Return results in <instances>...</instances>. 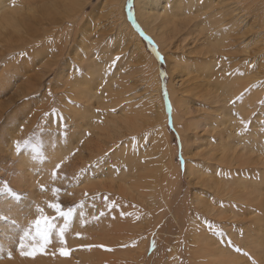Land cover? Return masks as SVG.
<instances>
[{
  "label": "rangeland",
  "instance_id": "1",
  "mask_svg": "<svg viewBox=\"0 0 264 264\" xmlns=\"http://www.w3.org/2000/svg\"><path fill=\"white\" fill-rule=\"evenodd\" d=\"M9 1L14 4L9 9L17 11L15 15L17 18L28 16L31 29L27 31V27L17 26L14 22L1 23L0 21V187L3 186L4 181H7L14 190H18L21 194L20 200H13L11 197L0 195V216L9 217L8 220L0 219V264H43V261L47 262V264H80L79 256L82 255L87 256V264H113V262L114 264H158V262H160L159 264H209L208 262H212L211 264H264V260L256 258L254 252L252 253L256 249V245H264V242H262L264 241L263 224L262 226L247 225V227L239 221L233 222L234 227L230 229L232 224L227 223L229 225L226 226V223L221 222L222 220L220 219L221 215L224 216L227 212L231 214L232 211L223 208L220 209V212L214 213L215 215L218 214L214 218L207 213H202L201 209L197 210L198 214L201 212L200 214L203 215H200L201 218L198 219L196 224H199L202 221L201 219H203L204 221L202 222L206 223L205 225L202 223L200 225L207 227L206 232L208 233H204V236H208L207 240L211 241L212 239V242L215 241L214 246L218 248L219 245L220 247L222 246L221 248L225 246L227 250L236 252L235 257L229 256L232 260L222 258V254H217L211 258L210 256L206 257L207 259L199 257L202 254L199 251L200 245L205 241L202 242L203 237L192 240L190 234L192 227L196 224L192 225L193 216L191 214L196 211L195 208L200 207L199 202H197L198 197H206L210 201V199L216 197V190L212 192V189L198 184L199 180L194 176L188 175L186 177V175L189 169L188 163L196 166L198 164L197 167L199 168L205 166L204 168L209 170L213 167L210 165L214 164H206L204 157L199 156V153L204 154L207 147V145L202 143V139L197 140V137L192 134L193 130H191V133L187 132V136H189L187 139L184 131L180 130V121L179 125L176 126L174 113H179L180 111V114L183 115L181 108L187 109L188 106H192L187 99L188 93L182 92L179 86L181 76L180 68L177 65L178 61L174 60L171 57L172 52L164 49L159 41L141 24L136 6L134 7V18L138 21L145 35L152 39L153 47L159 49L165 69L161 66V60L149 51V55H152L154 59L150 58L149 55L143 54L138 46L135 33L125 23L124 19L129 20L140 34L128 16V0L125 3L124 19L122 17L119 18L121 13L118 10L116 12L115 7L107 0ZM16 4L18 5L16 6ZM79 6L84 8L81 16L83 19L79 24H73L68 17L76 14L78 18V15L81 14V12L79 13L81 8ZM7 10L4 12L8 14ZM114 13L115 15H113ZM74 18L77 19L75 16ZM118 20L119 23L117 22ZM113 21L117 23L115 24ZM85 28H87V32ZM44 30L47 35L43 36ZM99 33H103L101 39L104 38V40L108 41L109 47H107V50L118 44L119 41L120 43L122 42L121 46L124 48L121 47V50L116 51L122 55L119 54V62H115L114 66L119 69L117 74L121 73L125 83H128V88H131L128 90L131 94V96L129 95L130 99L133 98V101L145 99L149 102L158 103L159 92L157 89L161 83L160 94L163 96L161 101L165 105L168 114L167 127L171 131H169V136L165 135L164 132H161L162 135H160L157 131L158 135L153 133V138H158V142L162 138L159 143L163 144L161 147L165 145V150H168L169 155L167 154V157H165L159 154L155 157V155L151 154L157 151V148L148 138L146 143H134L138 146L141 145L140 147L150 152L148 156L155 157L152 163L148 164V166L152 165L150 171L153 173L157 171L160 173V170L167 171L171 175L170 182L172 184L170 183L169 190H167V187L165 190L159 186L152 187L153 194L157 196L156 202L151 208L146 207L144 210H141L144 204H142L141 200L131 198L126 192L119 194L120 192L117 188V185L121 182L119 180V171L115 168L117 159L114 156L120 148L122 150L127 148L128 151L129 147H127V144L129 146L132 145L127 141L131 139L121 138V141L116 139V134L112 133L111 126L107 124L110 127L108 132L107 126L103 125L105 122L104 113L102 120L99 122V127L94 125L96 122L93 118H97L104 109L103 106L97 103L96 98L77 100L74 99L71 92H68L67 82L69 80L67 76L71 75L74 80L77 78L84 79L86 71L81 67V61L91 55L90 51L93 50L91 47L95 42H97V45L99 43L100 47L103 44L100 37L96 38L97 40L95 39ZM119 35L121 36L119 37ZM141 37L143 38V36ZM42 38H44L43 42L40 41ZM128 39L130 42H128ZM107 43L104 45H107ZM57 44H60L61 47L53 49ZM89 44L90 48H87L86 46H89ZM62 47L65 49L63 54L60 53V48ZM14 48H17V50L11 53L7 52L14 50ZM55 60L59 61L57 66H53ZM51 68L52 71L46 74L47 70ZM59 71L61 73H58ZM256 72L260 73V67L256 68ZM79 73L81 76L76 77ZM56 74H66V79L59 81ZM212 87L213 85L209 86L210 89ZM165 90L167 91V96L165 95ZM116 91H119V89ZM133 94H135L134 97H132ZM174 98L179 103L174 101ZM208 98L205 97L206 101ZM200 101L204 103L203 111L215 113L210 106L208 108L206 101ZM126 102L129 103L130 100H126ZM127 103L126 105H129ZM175 105H179V110L175 108ZM194 108L202 109L198 104H195ZM258 108H264V96L263 103ZM97 109H99V112ZM56 112L60 113L59 117ZM194 113L196 116L197 113ZM116 114H119L118 108L115 110L114 115ZM90 116H93V118H90ZM258 116L261 115L256 110L255 116L249 119L248 123L251 124L245 132L247 136H250L249 133H253L256 130L253 125L255 122L259 123V130L256 132H261L264 136V115L261 116L263 118ZM65 126L66 133L64 131ZM204 129L205 127H199L197 132L201 133ZM154 130L156 131V129ZM109 135L110 138L108 137ZM111 139L114 140L113 144ZM165 139L168 140L166 141ZM16 140L21 142L28 140L29 143L27 145L22 143V150L17 153L13 145ZM249 141L251 142L250 138ZM76 149L78 151H75ZM121 149L119 151L120 155L126 153ZM74 151L75 155H71ZM65 157L67 159H64ZM62 159L64 162L56 177L53 178L52 171ZM137 164L139 167L145 165L144 162L141 163L140 161ZM248 170L254 171L256 169L248 168ZM175 173L178 174L179 178ZM134 174L138 175L135 172ZM252 179L254 178H251L250 182H252ZM130 180L131 178H128L129 182ZM41 186H43L44 190H41ZM110 187H116L115 192L110 190ZM54 188H59L60 192L58 194L55 193L53 191ZM251 197L254 199L258 197V203H261L259 202L261 200L264 202V196L251 195ZM57 199L65 211L69 207L73 209V216L65 233L66 244L62 245L59 243L58 233L54 230L52 243L47 246L44 252H38L35 256L21 255L19 243L24 229L29 226L30 221L36 219L39 215L55 216L56 214L48 207V204L49 202H57ZM37 205L44 209L43 213L36 211ZM144 206L147 205L144 204ZM178 206L185 207L183 208L184 210L189 207L183 213V215L186 213L188 221H183L185 219L183 218V222L179 221L180 223L175 224L176 226H173L172 231L163 230L165 233H160L164 224L160 220L156 224L158 225L156 232L159 231L160 235H158L159 233H154V235L152 234L153 237L148 234L151 221L147 216L138 218L137 215L140 210H147L152 215L153 220H155L157 215L159 217L160 214L164 213L161 211H167L166 207L176 208ZM222 209L227 212L224 213ZM260 211L263 212L256 214L260 215V217H262L261 215L264 216V209ZM158 212L161 213L159 214ZM101 213H103L102 216ZM116 213L121 214L118 217ZM229 214L225 216L228 218L230 217ZM233 214L231 216H235V219H238L239 216L243 218L241 215H245V218H253L256 215L255 212L251 215L240 214L239 212L237 216L236 213ZM85 220L86 222H84ZM112 221L116 224H113ZM56 223L59 227H62L63 219H57ZM208 223L212 227H209ZM201 228L202 226L199 227V229ZM211 231L215 232L212 233ZM76 233H80V236H77ZM196 234L198 235V233ZM234 235L235 239H232ZM149 238L152 239L150 240ZM196 240L199 241V246ZM153 242H155L154 246ZM226 243L229 244V248ZM24 244L25 250H30L32 241L25 239ZM89 245L92 247H88ZM98 245H104V247H98ZM235 245H238V252L236 251L237 248L233 249ZM61 247L71 249L70 255H60L59 249ZM80 250L81 254H79ZM195 253H200V255H195ZM140 255L143 258H139ZM213 258L215 261L222 258L226 260V263H222L220 260L213 262ZM99 259L103 260L100 261Z\"/></svg>",
  "mask_w": 264,
  "mask_h": 264
},
{
  "label": "bare ground",
  "instance_id": "2",
  "mask_svg": "<svg viewBox=\"0 0 264 264\" xmlns=\"http://www.w3.org/2000/svg\"><path fill=\"white\" fill-rule=\"evenodd\" d=\"M126 1L127 0H107V2L112 3L116 12L118 10L121 13L119 18L122 17L123 19L125 16L124 11ZM134 3L141 24L159 41L164 49L172 52L171 57L178 61L177 65L180 68L179 71L181 76V79H179L181 80L179 86L182 92L185 94L188 93L187 99L192 106H188L187 109L180 107L182 110L181 112L184 113L183 115L180 114V111L179 113H174L176 126L179 125L180 121V130L184 131L187 139L189 137L187 136V132L189 131L191 133V130H193L192 134L197 137L196 139H202V143L207 145L204 154L199 153V156L204 157L206 164H214L210 165L213 167L209 170L208 168H204L205 166L199 168L197 167L198 164L196 166L188 163L189 169L188 174L186 173V177L188 175L194 176L199 180L197 182L198 184L212 189V192H215L213 190H216V197L212 196L213 198L210 199V201L206 197L197 198L200 207L195 208L196 211H193L191 214V216H193V219L190 217L192 219V225H195L198 219L201 218L200 215H203L200 214L201 212L204 214L207 213L214 218L218 215H215L214 213L220 212V209L223 208L232 211L231 214H229L222 209V211L224 213L227 212L230 217L227 218L225 215L228 214L226 213L224 216L221 215L220 219L222 220L221 222L226 223V226L232 224L230 229L234 227L233 222L236 223L239 221L240 223L245 224V226H262V224L264 226V221H262L264 220V216H258V214L263 212L260 210L264 209V202L261 200L259 201L261 203H258V197H256V199L251 197V195L264 196V136L261 132H256L259 130V123L256 122L253 123L256 130H254L253 133H249L250 136L245 134L247 128H249L251 124L248 123V121L255 116V111L257 110L261 116L264 115V108H258V106L263 103L264 96V0H134ZM17 5L18 4H16V6ZM13 6L14 4L9 0H0V12H2L0 14L1 23L14 22L17 26L27 27L26 30L29 31L31 27L29 23L30 20L27 18L28 16L17 18V16H15L17 11L9 9ZM83 9V6L79 9V13L81 12V14L78 15V18L77 15L74 14L77 19H75L74 16H69L68 19L71 20L73 24H79L83 19V17H81ZM6 10L8 11V14L4 12ZM113 15H115V13ZM124 21H126L125 23L135 33L140 50L143 54L149 55L141 35L136 31L129 20L124 19ZM117 22L119 23V20ZM117 22L114 23L116 24ZM121 26L119 27V32ZM86 27L89 28L87 25ZM45 30L43 36L47 35ZM85 31L87 32V28H85ZM101 36L103 37V33H99L95 37V39L100 37V40H102L103 44L101 47L99 46V43L97 45V42H95L91 47L93 49L90 51L91 55L86 58L84 57L85 59L83 58L84 60L80 63L81 67L86 71L85 78H77L74 80L71 75H68L67 78L69 82H66L69 90H67L72 93L74 99L83 100L85 98V100H88L89 98H96L97 103L104 107L103 112L97 118L90 116V118L92 117L96 122L94 125L99 127V122L102 120L104 113L105 122L103 125L105 127L107 126L106 128L109 129L107 130L108 132L110 131L108 125H110L113 130L112 133L116 134V139H131L127 141L132 145L129 146V144H127L129 150L127 151V148H124L123 150L120 148L126 153L120 155V149H118L114 156V158L117 159L115 162V168L119 171V180L121 182L117 185V188L120 192L119 194L126 192L131 198H137L139 201L141 200L142 204L144 203L147 205L144 206L143 204L141 210H144L146 207L151 208L156 202L157 196L153 194L152 187L159 186L164 188V190L167 187V190H169L171 183V175H169L167 171L160 170V173L159 171L153 173L150 171L152 165L148 166L149 163H152L153 158L159 154L165 157H167V154L169 155L168 150H165V145L161 147L163 144L159 143L162 138L159 139V142L157 140L158 138H153V133L156 134L157 131L160 135H162L161 132H164L167 136L170 135V130L167 127L168 114L163 101H161L163 100V96L160 94L161 83L157 89L159 92L158 103L152 101L149 102L143 98V100L140 101H133V98V100L130 99L131 94L128 90L131 88H128V83H125V79L121 77V73L117 74L119 69H116L114 66L115 62H119L115 57L122 55L120 52H116L117 50L124 48L121 46L122 42L120 43L119 41L118 44L113 45L107 50V47H109V44L107 43L108 41L104 40V38L101 39ZM120 36L121 35H119V37ZM43 40L44 38L40 41L43 42ZM128 42H130L129 39ZM105 43H107V45H104ZM90 44L86 47L90 48ZM57 47H61L60 44H57L53 49ZM16 50L17 48H14V50L7 52L11 53ZM64 50L63 47L60 48V53L63 54ZM149 56L154 59L152 55ZM58 64L59 61L55 60L53 66H57ZM259 67L260 73L256 72V68ZM52 68L47 70L46 74L51 72ZM58 73L61 72L59 71ZM56 76L59 78V81L64 78L66 79V74H56ZM80 76V73L76 75V77ZM210 85H213L211 89L209 88ZM117 89H119V91H116ZM136 95L138 96V94ZM134 96L135 94H133L132 97ZM205 97H209L207 101ZM126 100H130L129 103L126 102L129 105H126ZM200 100L206 101L208 108L210 106L215 113L203 111L204 103ZM174 101L179 103L175 98ZM233 101L235 102L233 103ZM110 102L111 104H109ZM195 104L200 105L202 109H195ZM178 106L179 105H175V108L179 110ZM117 108L119 114L114 115ZM194 112L197 113L196 116L194 115ZM261 116L258 117L260 118ZM241 120L245 121L246 124H242ZM199 127H205V129L201 133L197 132ZM154 129H156V131ZM108 137L110 138V135ZM147 138L157 148V151L151 153L155 155L153 158L148 156L150 152H147L144 148L140 147L141 145L138 146L134 143H146ZM249 138L251 142L249 141ZM113 141L114 140L111 141L112 144ZM138 161L141 163L144 162L145 165L139 167L137 164ZM248 168H254L256 170H248ZM134 172L138 175H135ZM176 176L179 178L178 174ZM128 178H131L130 182L128 181ZM251 178H254L252 179V182H250ZM127 189H129V191H127ZM172 189L173 188L171 187V190ZM110 190L115 192L116 187H110ZM170 207L165 208L167 211H161L162 213L164 212L163 214L158 212L160 214L159 217H157L158 215L156 212L157 216L155 215V220H153L152 215L149 214L147 210L141 211L139 209L140 213H137L138 218L147 216L151 221L148 234H151L152 236L154 233H159V231L156 232L158 227L156 224L160 220L164 223H162L163 227L160 226L162 228L160 233H165L167 230L172 231L173 226L180 223L179 221H188L186 213L184 215L183 213L185 210L187 211V208L189 207H186L185 210L183 209L185 208L183 206H178L176 208ZM199 209H201V212L198 214L197 210ZM233 212L234 214L236 213V216L238 212L240 214L246 213L251 215L254 212L255 214H258L253 218H245V215H241L243 218H240L239 216L238 219H235V216H231ZM120 214H117L116 216L119 217ZM201 220L204 221L203 219ZM202 221L192 227V232L190 234L192 240L198 237H203L202 242L205 241L204 243L201 242L202 244L199 248V251L202 254L195 253V255H200L199 257L205 259H207L206 257L210 256L211 258L217 254H222V258L224 259H230L229 256L235 257L236 252L234 253L232 250H227L225 246L224 248H221L222 246L220 247L219 245L218 248L217 246H214L215 241L212 242V239L211 241L207 240L208 236H204V233H208L206 232L207 227L203 226L206 222ZM201 223L203 225H200ZM198 225L202 226V228L199 229L200 226L197 227ZM211 232L213 233L215 231ZM160 233L158 235H160ZM196 233H198V235ZM169 234L171 233L169 232ZM238 234L240 233L238 232ZM235 235L232 239H235ZM257 236L259 237L258 234ZM149 239L151 240L152 238ZM145 241L147 242V240ZM196 241L195 242L198 243L197 245L199 246V241ZM228 243H226L227 247L230 244ZM237 247L238 245H235L233 249L235 250ZM237 250L239 249L237 248L236 251ZM253 252L256 258L264 260V245H256V249L252 251V253ZM79 254H81V250ZM139 258L143 257L140 255ZM222 258H219L218 260L222 263H226V260ZM87 259L86 255L79 256V260L83 264H87ZM102 260L103 259L100 261ZM217 261L213 258V262ZM159 263L160 262H158V264ZM208 263L211 264L212 262ZM43 264H47V262L43 261Z\"/></svg>",
  "mask_w": 264,
  "mask_h": 264
},
{
  "label": "snow or ice",
  "instance_id": "3",
  "mask_svg": "<svg viewBox=\"0 0 264 264\" xmlns=\"http://www.w3.org/2000/svg\"><path fill=\"white\" fill-rule=\"evenodd\" d=\"M134 7H135L134 0H129V2H128V16L132 20L134 26L140 32L141 36H143L145 39L148 40L149 45H153L152 39L145 35V33H144L143 29L141 28V26L139 25L138 21L135 20L134 14H133L134 13ZM153 51H155L156 56L159 59H163L158 48L153 47ZM115 59L119 60L120 57L117 56V57H115ZM164 75H166V74H164ZM165 95L167 96L166 90H165ZM234 102L235 101H233V103ZM97 111L99 112V109H97ZM46 115H48V114L46 113ZM56 115L59 117L60 113L56 112ZM241 123L246 124V122L243 120H241ZM64 131L66 133V126H65ZM89 135H90V133H89ZM80 142L82 143V141H80ZM22 143L24 145H27L29 143V141L25 140V141L21 142L20 140H16L13 142L14 149L17 153H19L22 150ZM75 151H78V149H76ZM75 151L73 153H71V155H75ZM64 159H67V157H65ZM63 162H64V160L62 159L60 161V163H57L55 165V168L52 171L53 178L56 177V174L59 171V169L61 168V165L63 164ZM41 190H44L43 186H41ZM53 191L58 194L60 192V189L54 188ZM0 195H5L6 197H11L13 200H20L21 199L20 192L18 190H14L7 181H4L3 186L0 187ZM48 207L50 209H52L56 215L55 216L39 215L36 219L30 221L29 226L24 229L23 236L20 239L19 247L21 250V255L35 256L38 252H44L46 250L47 246L50 243H52V235H53L54 230H56L58 233L59 243L62 245L66 244L65 233H66V230L69 228V222L73 216V209L71 207H69L67 209V211H65L58 199H57V202H49ZM36 211L38 213H43L44 209L37 205ZM101 215H103V213H101ZM60 218L63 219V226L62 227H59L56 223V220L60 219ZM0 219L8 220L9 217L0 216ZM84 222H86V220ZM13 223H15V221H13ZM208 226L212 227L211 224H209ZM76 235L80 236V233H76ZM221 235H223V233H221ZM25 239H30L32 241V244L30 245V250H25V244H24ZM154 245H155V242H153V246ZM88 247H92V246L89 245ZM98 247H104V245H98ZM70 252H71V249H69L67 247H61L59 249V253L62 256H68V255H70Z\"/></svg>",
  "mask_w": 264,
  "mask_h": 264
},
{
  "label": "trees",
  "instance_id": "4",
  "mask_svg": "<svg viewBox=\"0 0 264 264\" xmlns=\"http://www.w3.org/2000/svg\"><path fill=\"white\" fill-rule=\"evenodd\" d=\"M128 2H129V0H128ZM128 2H127V13H128ZM143 39V41L145 42V44H146V48H147V50L151 53V54H153L156 58H158L157 56H156V53H155V51H153V45H149L148 44V40L147 39H145L144 37L142 38ZM162 56V55H161ZM159 59V58H158ZM161 60V66H162V68L163 69H165V64H164V62H163V59H160ZM171 131V130H170Z\"/></svg>",
  "mask_w": 264,
  "mask_h": 264
}]
</instances>
